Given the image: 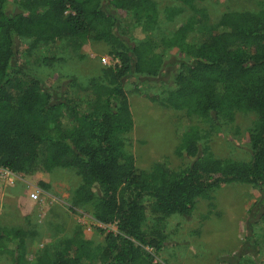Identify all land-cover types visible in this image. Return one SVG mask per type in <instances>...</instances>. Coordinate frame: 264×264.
Instances as JSON below:
<instances>
[{"label":"trees","instance_id":"1","mask_svg":"<svg viewBox=\"0 0 264 264\" xmlns=\"http://www.w3.org/2000/svg\"><path fill=\"white\" fill-rule=\"evenodd\" d=\"M159 1L21 0L20 13L0 2V167L25 176L74 169L82 179L75 205H90L97 222L119 228L95 245L77 227L34 264H156L155 254L167 244V217L191 216L200 200L212 201L226 185L264 187V8L226 13L207 30L192 18L158 42L148 31L181 11L160 12ZM180 1L194 9L202 0ZM196 13L206 18L205 11ZM91 39L109 44L119 61L87 85L67 78L72 89L48 87L28 68L41 47L60 40L80 54ZM22 40L31 43L19 54ZM169 48L192 59L181 64L163 104L186 112L176 124L175 155L191 162L176 170L161 158L146 171L126 149L134 127L130 96L159 99L139 85L162 75ZM55 61L43 59L45 66ZM241 112L255 116L251 159L220 160L202 144L210 132L190 119L214 115L230 123ZM261 219L264 225V214ZM26 235L0 227V252L12 264H29Z\"/></svg>","mask_w":264,"mask_h":264},{"label":"rangeland","instance_id":"2","mask_svg":"<svg viewBox=\"0 0 264 264\" xmlns=\"http://www.w3.org/2000/svg\"><path fill=\"white\" fill-rule=\"evenodd\" d=\"M6 2L9 13H20L17 0ZM167 8L181 11L167 23L158 24L148 31L153 41L171 35L188 20L200 19L202 30L213 28L221 17L230 12H257L264 8V0H202L194 4V9L180 0H160L158 9ZM205 11L206 18L196 13ZM126 17L120 13V22ZM122 26H124L122 24ZM30 40L18 43L17 51L22 53ZM112 48L105 42L91 39L76 54L63 41H56L35 51L28 68L39 75L48 87L72 89L71 78L82 85L101 76L102 70L118 64ZM81 55V58L79 57ZM167 65L162 75L156 79H143L139 85L142 92L157 96L150 101L143 96L132 94L130 104L134 127L126 136V149L131 153L139 168L150 171L155 162L167 158L171 167L186 168L191 160L175 155L179 140L176 137L177 122L186 117V112L164 106L168 93L174 88V78L182 63L192 59L176 48L166 50ZM55 57L52 66H45L43 59ZM192 124L199 126L210 137L203 141L213 155L220 160L248 162L251 159L249 132L255 116L238 113L233 122L226 123L211 115L207 120L193 117ZM17 197L30 194L33 187L43 191L44 202L40 211H15L8 207L4 215L5 224L27 232V254L29 264H34L38 255L46 252L53 255L60 241L71 237L77 227L82 228L85 239L95 245L103 244L110 233H118V225H104L93 217L90 205L78 206L74 203L76 189L82 179L74 169H55L34 176L18 174ZM44 185V186H43ZM23 188V189H22ZM4 186H0V202L7 197ZM22 191V193H21ZM20 192V193H19ZM37 204V203H36ZM34 205V204H33ZM212 205L214 208H212ZM14 207V206H12ZM15 209V208H14ZM22 210H25L21 206ZM38 209V210H39ZM38 212V213H37ZM264 187L255 185L230 184L216 190L213 200H200L191 216L172 215L165 219L166 246L155 254L156 264H264ZM151 223V221H149ZM0 264H12L9 256L0 253Z\"/></svg>","mask_w":264,"mask_h":264},{"label":"crops","instance_id":"3","mask_svg":"<svg viewBox=\"0 0 264 264\" xmlns=\"http://www.w3.org/2000/svg\"><path fill=\"white\" fill-rule=\"evenodd\" d=\"M18 182H22V181H18ZM16 182L14 185H5L3 183H0V186H4V194L7 195L6 198H4L1 202H0V207L2 208V212L0 213V227L1 228H7V229H12V227H10L9 225L5 224L6 222H4V215L6 213H8L7 210H5L8 207L12 208L15 211H22V212H26V211H34V213H36L37 211H40L39 209V204L34 203L30 198L29 195H25L24 197H17L16 192L20 189V187H18L22 183H18ZM23 189V188H22ZM20 193V192H19ZM22 193V191H21ZM34 204V205H33ZM14 206V207H12ZM21 206H23L25 208V210L21 209ZM15 208V209H14ZM39 209V210H38ZM38 213V212H37ZM20 229V228H19ZM23 230V229H22ZM26 232V231H25ZM27 234V232H26ZM28 235V234H27ZM27 235L25 237V247H27ZM1 253V252H0ZM26 254H27V249H26ZM7 255V254H6ZM27 259V258H26ZM28 261V260H27Z\"/></svg>","mask_w":264,"mask_h":264},{"label":"built area","instance_id":"4","mask_svg":"<svg viewBox=\"0 0 264 264\" xmlns=\"http://www.w3.org/2000/svg\"><path fill=\"white\" fill-rule=\"evenodd\" d=\"M103 62L105 65L111 66L110 61L108 59H105ZM18 180V174L12 172L9 169L0 167V183H3L5 185H14ZM29 198L34 203H37L39 205L45 203L43 198V191L38 187H33L29 194ZM1 212L2 208L0 207V213Z\"/></svg>","mask_w":264,"mask_h":264}]
</instances>
